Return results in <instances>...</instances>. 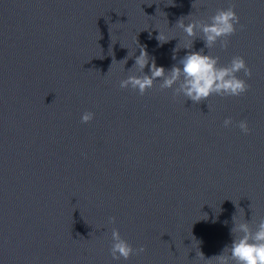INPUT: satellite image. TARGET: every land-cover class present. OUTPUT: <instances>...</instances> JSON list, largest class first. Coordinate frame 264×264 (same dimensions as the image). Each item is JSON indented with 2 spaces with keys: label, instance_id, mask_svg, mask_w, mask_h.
<instances>
[{
  "label": "water",
  "instance_id": "water-1",
  "mask_svg": "<svg viewBox=\"0 0 264 264\" xmlns=\"http://www.w3.org/2000/svg\"><path fill=\"white\" fill-rule=\"evenodd\" d=\"M230 4L243 26L209 51L245 57L246 92L119 86L139 45L167 69L175 21ZM233 215L264 216V0H0V264H214ZM113 226L145 250L113 258Z\"/></svg>",
  "mask_w": 264,
  "mask_h": 264
},
{
  "label": "clouds",
  "instance_id": "clouds-1",
  "mask_svg": "<svg viewBox=\"0 0 264 264\" xmlns=\"http://www.w3.org/2000/svg\"><path fill=\"white\" fill-rule=\"evenodd\" d=\"M190 13L181 15L175 21L182 32L192 38L183 44H180V39L177 41L172 50V58L176 62L166 69L164 65L156 63L155 57L150 56L146 46L139 45L140 52L135 56L134 64L129 68H135V71H129L128 75L119 80L121 88L130 86L144 93L146 89L159 81L162 88H171L174 93L182 94L193 102L208 98L213 93L238 96L249 89L250 84L245 77L252 75V69L243 55L234 54L228 63H221L220 57L209 51L217 41L220 47L227 48L229 45L227 37L237 30L238 25L243 26L240 24V16L234 4L217 9L206 20L182 18L190 16ZM173 37L176 35L162 36L159 29L158 40L161 43ZM196 37L204 41L199 48L194 46ZM181 47L189 50L177 59L176 54ZM132 54L123 58L124 64ZM146 65L149 68L148 72L144 71ZM241 70H243V76L238 74ZM94 116V112L84 111L80 118L86 122ZM223 123L225 127H231L235 123V126H238L244 133L251 131L247 119L234 122L231 116H226ZM111 219L114 221L115 217ZM232 220L233 223L229 230L232 240L225 244L219 253L210 256L215 257L214 264H264V216L251 221V218L246 219L245 215L239 220L233 215ZM144 250V244L134 247L121 235L118 227H112L110 252L113 258L127 259L130 255L142 253ZM200 252L205 257L201 250Z\"/></svg>",
  "mask_w": 264,
  "mask_h": 264
}]
</instances>
